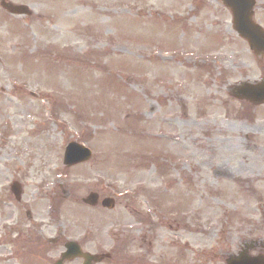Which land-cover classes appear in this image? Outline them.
Returning a JSON list of instances; mask_svg holds the SVG:
<instances>
[{
	"label": "rangeland",
	"instance_id": "1",
	"mask_svg": "<svg viewBox=\"0 0 264 264\" xmlns=\"http://www.w3.org/2000/svg\"><path fill=\"white\" fill-rule=\"evenodd\" d=\"M5 1L29 9L0 7V197L10 210L56 235L97 230L100 247L84 251L111 255L101 264H131L140 241L152 242L148 264L264 255V105L229 96L264 77V57L220 0ZM254 1L264 29V0ZM69 142L91 159L64 167ZM90 192L114 209L85 207Z\"/></svg>",
	"mask_w": 264,
	"mask_h": 264
},
{
	"label": "flooded vegetation",
	"instance_id": "2",
	"mask_svg": "<svg viewBox=\"0 0 264 264\" xmlns=\"http://www.w3.org/2000/svg\"><path fill=\"white\" fill-rule=\"evenodd\" d=\"M251 122L252 119L245 112V125L250 127L249 123ZM250 131L259 133L262 129L254 128ZM8 190H10L9 186ZM8 199V194L0 197V264H50L51 259L48 257L50 252L56 249L59 244L63 248L68 240L76 242L81 250L90 243L100 247V235L97 230L70 232L67 233V236L64 233L56 235L50 231H44V226L37 225L36 220L31 219L29 213L18 208L10 210ZM15 201L18 205L20 199L18 201L15 199ZM144 246L146 248L142 249ZM151 246L152 242L140 241L142 254L135 252L131 264H148L146 257ZM62 252L59 253L58 259ZM75 261L81 263L80 259ZM63 264H67V262Z\"/></svg>",
	"mask_w": 264,
	"mask_h": 264
},
{
	"label": "water",
	"instance_id": "3",
	"mask_svg": "<svg viewBox=\"0 0 264 264\" xmlns=\"http://www.w3.org/2000/svg\"><path fill=\"white\" fill-rule=\"evenodd\" d=\"M225 7H227L232 14L233 30L238 36L246 40L250 49L256 55L264 54V31L252 21L253 0H222ZM2 8L11 14L23 15L28 14L25 7L13 6L11 4L1 2ZM234 97L240 100H246L251 103H264V79L262 83L252 86L242 83L232 89ZM90 158V153L83 147L70 143L65 151L64 164L72 166L84 162ZM94 195H90L84 200L85 203L92 204L94 202ZM102 206L112 208L113 201L106 199L102 202ZM78 247L69 243L66 245V252L63 254L64 259L70 260L77 256H82L84 264H91L92 262H99L102 257L90 256L88 254L79 255ZM227 264H264V258L261 256L249 257L246 253H240L237 257L228 259Z\"/></svg>",
	"mask_w": 264,
	"mask_h": 264
}]
</instances>
